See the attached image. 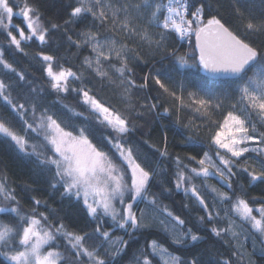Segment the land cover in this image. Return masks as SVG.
I'll return each instance as SVG.
<instances>
[{
    "label": "snow or ice",
    "instance_id": "6c2138e0",
    "mask_svg": "<svg viewBox=\"0 0 264 264\" xmlns=\"http://www.w3.org/2000/svg\"><path fill=\"white\" fill-rule=\"evenodd\" d=\"M206 7L203 3L193 7L191 0H75L64 25L84 24L76 33L77 39L67 35V40L77 49L90 51L83 59V68L102 86L106 81L118 89L136 119L145 111L157 112L160 106V95L147 98L139 109L131 103L133 90L148 88L152 81L172 102L163 112H157L160 118L175 114L179 126L182 114H187L188 121L182 126L197 134L200 129L193 125L195 118L209 125L205 131L214 157L208 151L199 158L188 156L197 167L176 155L175 188L186 196L191 194L205 213L198 217L199 223L211 225L209 231L214 237L227 242L228 237L238 239L247 230L254 242L259 235L264 245V200L253 198L259 205L254 208L248 200L233 199L234 193L230 195L207 183L216 177L232 189V178L238 173L246 174L250 184L264 183V46L257 47L242 38L217 15L205 19ZM235 11L243 21L244 36L264 35V18L245 17L239 7ZM14 17L22 18L25 27L14 24ZM60 29L58 22L45 24L33 0H0V36L17 52L24 51L22 41L38 42L41 50L36 56L56 97L52 103H45L44 90L36 87L28 94L14 96L13 85L0 79V107L21 125L17 130L0 116V139L10 141L19 153L35 157L38 166L52 172L51 187H60L63 197L82 202L96 225L92 233L80 234L67 230L62 222L53 224L50 216L39 210L41 201L35 198L30 211H25L15 189L0 180V264H124L126 259L127 264H204L199 256L185 258L170 251L158 238L132 247L138 234L148 231L157 216L162 217L161 230L176 248L195 246L203 237L151 192L153 178L164 169L159 162L152 168L136 155L131 139L136 125L132 119L103 103L84 84L82 72L57 64L55 56L42 51L53 31ZM102 31L111 35H102ZM193 35V51L198 55L178 54L174 46L167 44L170 37L184 40ZM143 50L167 52L174 63L149 71L138 84L130 64L143 59ZM0 66L14 73L18 81H25V75L4 58L2 50ZM190 70L202 75L188 88L185 80ZM174 75L185 79L177 81ZM72 94L87 114L64 102ZM69 113L84 122L91 117L101 126L105 131L98 142L90 139L93 127L74 123ZM218 113H223L219 119ZM188 141L191 144V136ZM144 143L155 148L159 157H169L166 131L162 148L148 140ZM198 179L199 185L194 183ZM202 188L213 194L211 206ZM141 202L144 208H139ZM217 202L224 206L223 216ZM105 218L110 220V228L104 227ZM221 220L226 223L221 224ZM117 231L122 235H115ZM87 240L93 241L91 247L86 245ZM261 251L264 253V247ZM232 255L239 253L234 251Z\"/></svg>",
    "mask_w": 264,
    "mask_h": 264
},
{
    "label": "trees",
    "instance_id": "16d2710c",
    "mask_svg": "<svg viewBox=\"0 0 264 264\" xmlns=\"http://www.w3.org/2000/svg\"><path fill=\"white\" fill-rule=\"evenodd\" d=\"M33 2L40 8L42 19L46 25L49 21L61 24V29L53 31L52 38L47 45L42 47V51L45 54L55 56L57 64L63 65L65 68H71L77 73L82 72L84 84L91 87L93 93L103 103L116 108L132 119L136 125V131L131 137L134 141L133 148L136 155L150 167L156 168L159 162L161 168L164 169V171L160 172V175L153 178L151 192L157 195L160 204L166 205L175 215L183 218L188 227H192L194 231H197L203 237L202 241L195 246L190 245L186 249L176 248L170 243L162 230L151 227L145 233L138 234L137 241L132 247L142 246L146 239L158 238L170 251L185 258H191L193 255L199 256L204 264H223L225 260H230L231 264H264V253L261 251L264 245H262L259 235L255 237V242L247 230L243 231V234L238 239L234 240L232 237H228L227 242L214 237L209 231L211 225L199 223L198 217L205 215V213L196 201L191 198V194L186 196L183 190L175 188L173 174L176 171V166L173 158L176 155H179L184 163L197 167L198 165H195L194 161L187 159L188 156L195 155L199 158L203 156L205 151H208L214 157V150L209 147L208 132L205 131V128L209 127V125L201 123L200 118H195L193 125H198L200 129L197 134L182 126L183 123L188 121L189 117L187 114H182V124L179 126L176 124L175 114L170 117L160 118L157 112H163V108L170 107L172 102L169 98L160 94L152 81H150L148 88L133 90L131 103L139 109V105L144 103L147 98L160 95V106L157 112L145 111L143 116L136 119L133 115V110L129 109L126 106V102L121 99L118 89H114L106 81L104 86H102L100 80L94 74L83 68V59L85 56L90 55V51L87 48L77 49L67 40V35H72L73 39H77L76 33L84 27V24L79 23L64 25V20L68 18V12L71 6L75 4V0H33ZM202 3L207 6L205 19L209 18L210 15H217L231 29L238 30L242 38L247 39L257 47L264 46V35L244 36L243 21L237 16L235 11L239 7L245 17L264 18V0H239L238 4L236 0H191L193 7ZM13 23L25 27L19 17H14ZM65 29H67L66 33ZM105 34L111 35V33L102 31V35ZM117 38L119 39L120 37ZM129 43L131 44L132 42L130 41ZM167 44L169 47L174 46L178 54L198 55V53L193 51L195 46L194 35L190 39L186 38L184 40L170 37ZM21 46L24 51L17 52L14 46L10 47L4 41L3 36H0V50L4 51V58L12 63L17 71L25 75V81H18V77L14 73L7 72L2 66H0V79H4L7 83L13 85L14 96L17 93L28 94L32 87H36L44 90L45 103H52L56 97L48 87L42 62L36 56V53L41 50L38 47V42L22 41ZM142 56V60L130 64L133 69V79L138 84L143 81L145 74L149 71L155 72L161 67L168 68L174 63V58L170 57L167 52L157 54L143 50ZM161 56L164 58L161 59ZM190 73L185 80L188 88H191L192 84L197 82L198 77L202 75V73H196L195 70H190ZM174 78L177 81L185 79V77L175 75ZM188 81L192 83H188ZM64 102L70 104L77 111H83L87 114L86 109L81 107L74 98V94L69 95ZM0 104H2V101H0ZM57 108H59V105H57ZM225 109H227V105H225ZM172 111L174 113V109ZM222 114L218 113L216 118L219 119ZM0 116L7 120L15 129L19 130L21 128L20 123L9 114L7 109L0 107ZM68 118L77 124H90L94 129V135L90 136L93 143L98 142L105 131L101 126L96 125L91 117H89L87 122H84L79 118L71 117L69 113ZM165 131L167 132V146L170 155L167 158H161L155 148L149 147L144 141L148 140L151 144L162 148ZM189 136L192 137L191 144L188 141ZM249 163L251 164L252 161H249ZM0 180L6 181L10 188L15 189L16 196L25 211H30L32 208V198L39 199L41 201L39 210L45 211L50 216L53 224L62 222L67 230L80 234L94 231L96 222L87 215V210L83 207L82 202H77L74 198L63 197V189L60 187L53 189L51 187L53 173L44 171L42 167L38 166L35 157H25L18 152L14 144L4 139H0ZM194 183L199 185L201 181L198 179ZM207 183L222 191H228L230 195L234 193L233 199L241 197L248 200L250 206L254 208L259 205L253 201V198H256L257 201L264 200V183L256 182L255 184H250L249 177L243 173H238L232 178V189H227L226 185H223L216 177L209 178ZM164 188H168L170 191H164ZM201 192L206 202L211 206L213 204V194L203 188ZM144 207V203H139V208ZM216 207L219 209L221 216H223L224 206L219 205L217 202ZM161 218L158 216V219ZM110 223V220L105 218L104 227L110 228ZM220 223L223 224L226 221L221 220ZM237 223H240L238 218ZM244 227L247 229V225ZM237 230L239 231L240 229ZM115 235L119 236L122 233L117 231ZM245 236L248 239H245ZM125 238L127 239V237ZM92 244V240L86 241L87 246L91 247ZM234 251L238 252L239 255L233 256L232 252ZM124 264H127V259Z\"/></svg>",
    "mask_w": 264,
    "mask_h": 264
},
{
    "label": "rangeland",
    "instance_id": "374dc122",
    "mask_svg": "<svg viewBox=\"0 0 264 264\" xmlns=\"http://www.w3.org/2000/svg\"><path fill=\"white\" fill-rule=\"evenodd\" d=\"M17 11H18V9H17ZM19 18H20V17H19ZM21 20H22V18H21ZM149 218L151 219V214H150ZM152 227H155V228H158V229L161 230V225L159 224L158 216H157V218H156V222H154V223L152 224Z\"/></svg>",
    "mask_w": 264,
    "mask_h": 264
},
{
    "label": "water",
    "instance_id": "95a60500",
    "mask_svg": "<svg viewBox=\"0 0 264 264\" xmlns=\"http://www.w3.org/2000/svg\"><path fill=\"white\" fill-rule=\"evenodd\" d=\"M194 44H195V37H194Z\"/></svg>",
    "mask_w": 264,
    "mask_h": 264
}]
</instances>
